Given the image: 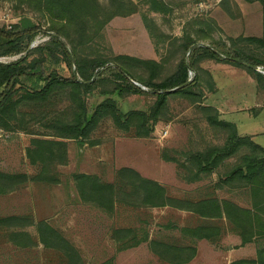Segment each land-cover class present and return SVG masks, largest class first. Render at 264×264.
<instances>
[{
  "label": "trees",
  "instance_id": "obj_1",
  "mask_svg": "<svg viewBox=\"0 0 264 264\" xmlns=\"http://www.w3.org/2000/svg\"><path fill=\"white\" fill-rule=\"evenodd\" d=\"M4 1L47 18L50 23L47 30L52 34L44 44L29 49L39 30L30 17L22 15L10 28L0 27V57L26 52L16 61L0 62V132L22 131L32 135L26 156L34 169L33 173L0 169L1 195L31 182L59 183L57 167L68 162V140L88 141L106 120L125 133L150 137L156 125L165 119L171 96L198 99L194 91L196 82L189 81V72L203 60L242 67L264 86V74L256 69L264 67V58L248 46L238 44L246 41L264 48V37L230 38L232 52H229L214 46H194L191 36L185 35L181 38L182 56L176 70L162 78L164 61L100 51L103 30L110 21L139 11L134 0H0V3ZM245 1L259 2L264 12V0ZM145 2L154 12H169L163 0ZM143 21L158 44L167 39L148 14L143 13ZM63 64L70 70L69 76L60 73ZM105 84H111L112 88ZM209 85L213 86L211 76ZM98 89L102 95L116 93L119 97L153 91L156 98L147 110L123 112L112 96L90 109L87 96ZM203 111L209 124L226 134L224 144L186 153L185 160L168 155L166 159L177 161L189 182L202 180L229 165L215 182V192L245 194L250 204L243 206L216 193L200 199L172 196L163 184L128 166L118 168L113 181L103 180L97 174H73L80 199L107 213L113 214L121 206L170 207L204 220L196 226L179 228L190 241L187 244L150 239L148 231L133 227L116 228L112 235L118 242V250L147 242L161 260L187 264L197 255L196 240L218 244L224 235V222L240 236L242 245L264 241V147L253 136L241 135L235 123L220 118L215 107L204 106ZM31 226L36 228L38 240L26 230ZM0 232L15 245L33 247L40 242L45 248L60 251L69 264L84 262L79 249L47 220L35 222L31 215L3 216ZM230 264H264V244L255 259H238Z\"/></svg>",
  "mask_w": 264,
  "mask_h": 264
},
{
  "label": "rangeland",
  "instance_id": "obj_2",
  "mask_svg": "<svg viewBox=\"0 0 264 264\" xmlns=\"http://www.w3.org/2000/svg\"><path fill=\"white\" fill-rule=\"evenodd\" d=\"M139 11L129 16L115 17L103 30L100 51L114 55L126 54L144 59L164 61L162 78L173 73L182 56L180 45L190 35L195 45L214 46L232 52L230 38L264 37V12L259 2L245 0H163L169 6L166 14L149 9L145 0H134ZM143 13L154 19L167 39L159 44L147 30ZM30 17L39 30L34 41H42L50 33L48 19L26 8L19 9L9 1L0 3V27L10 28L20 16ZM50 35V34H49ZM51 39V38H50ZM49 39V40H50ZM175 41L171 44L172 41ZM248 46L264 58V48L246 41ZM26 52L1 56L0 62L16 61ZM260 67V66H258ZM258 67L256 69H258ZM60 73L70 75L63 64ZM213 86L209 85L210 76ZM189 81L196 82L194 91L198 99L171 96L165 119L160 121L150 137H137L117 129L111 120L104 121L86 142L68 140V162L59 165L57 184L31 182L18 190L0 194V217L31 215L35 222L47 220L69 239L83 259V264H172L161 260L143 242L132 248L118 250L113 238L116 228L133 227L149 232L150 239L190 243L179 228L196 226L204 220L190 212L170 207L134 209L118 207L115 213L83 202L80 199L75 173L97 174L103 180L113 181L116 170L128 166L143 176L163 184L172 196L200 199L211 194L231 197L243 206L250 204L247 195L216 191L214 184L229 165L216 170L202 180L189 182L175 160H185L189 152L204 151L214 145H223L226 134L212 127L206 119L204 106L215 107L220 118L236 124L241 135H251L264 147V86L246 69L230 63L206 59L190 69ZM112 88L111 84H105ZM150 90L148 87H142ZM100 89L87 96L90 109L107 96H112L123 112L149 109L155 94L116 93L102 95ZM32 135L22 131L0 132V169L6 172L33 173L26 150ZM175 225V227H174ZM178 227V228H176ZM224 235L218 244L196 240V257L187 264H230L238 259H255L264 241L242 245L240 236L224 222ZM38 240L35 226L26 228ZM0 264H69L64 255L40 242L33 247L15 245L4 232H0Z\"/></svg>",
  "mask_w": 264,
  "mask_h": 264
},
{
  "label": "built area",
  "instance_id": "obj_3",
  "mask_svg": "<svg viewBox=\"0 0 264 264\" xmlns=\"http://www.w3.org/2000/svg\"><path fill=\"white\" fill-rule=\"evenodd\" d=\"M49 34H50V35H49ZM49 34H48V36L45 37L42 41H34V43H33L32 46H36L37 44L42 43L43 41H47V39L49 40V39L51 38V34H52V32H50ZM257 70H258L259 72H261L262 74H264V67H263V66L258 67ZM189 78H190V77H189Z\"/></svg>",
  "mask_w": 264,
  "mask_h": 264
},
{
  "label": "water",
  "instance_id": "obj_4",
  "mask_svg": "<svg viewBox=\"0 0 264 264\" xmlns=\"http://www.w3.org/2000/svg\"><path fill=\"white\" fill-rule=\"evenodd\" d=\"M177 88H174L173 90H176Z\"/></svg>",
  "mask_w": 264,
  "mask_h": 264
}]
</instances>
